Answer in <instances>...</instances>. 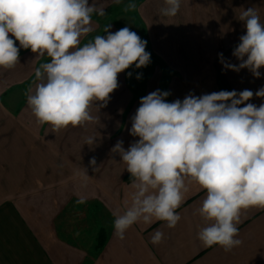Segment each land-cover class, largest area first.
I'll return each mask as SVG.
<instances>
[{"label": "crops", "instance_id": "crops-1", "mask_svg": "<svg viewBox=\"0 0 264 264\" xmlns=\"http://www.w3.org/2000/svg\"><path fill=\"white\" fill-rule=\"evenodd\" d=\"M92 2L105 6L106 12L117 5L115 0ZM164 6V0L137 1L136 18L151 63L118 74L119 87L110 93L107 105L98 113L91 108L99 120L53 132L38 123L26 99L15 121H0V264H264V210L242 213V243L230 252L218 245L204 247L197 239L198 231L207 226L199 213L206 192L195 181L188 182L187 199L176 210L182 218L175 228L163 221L147 228L137 223L122 240L114 234V213L123 211L132 178L111 149L122 140L127 150L139 139L129 129L141 97L160 89L170 91L166 99L171 102L189 92L255 93L264 86V75L222 70L218 59L223 53L232 64L239 63L232 50L246 28L237 18L254 7L264 22V0H183L175 17L160 15ZM94 25L97 30L99 22ZM108 31L117 30L112 24ZM139 70L142 78L136 79ZM129 71L131 77L125 74ZM260 71L264 73V67ZM36 83H31L30 94ZM245 103L258 107L264 98L254 95ZM90 135L99 136L97 142L83 145ZM93 157L95 166L89 165ZM83 168L87 181L79 175ZM80 199L85 203H78ZM82 207L83 221L69 216L71 208ZM156 230L165 234L159 245L151 243Z\"/></svg>", "mask_w": 264, "mask_h": 264}, {"label": "clouds", "instance_id": "clouds-1", "mask_svg": "<svg viewBox=\"0 0 264 264\" xmlns=\"http://www.w3.org/2000/svg\"><path fill=\"white\" fill-rule=\"evenodd\" d=\"M182 3L164 0L160 15L175 17ZM128 7L136 5L130 0ZM93 14L104 16L105 6L89 0H0V69L19 63V48L50 58L35 69L38 83L27 103L38 123L49 125L53 132L99 120L91 108L95 106L98 113L107 105L110 93L119 87L118 74L151 63L147 41L127 26L113 33L107 25L106 35L81 45L82 37L94 31ZM237 19L246 28L232 50L239 63L218 53L222 70L247 69L259 78L264 75L260 71L264 22L254 7L244 9ZM125 74L132 76L131 71ZM141 78L137 73L136 79ZM169 95L170 91L156 89L141 97L129 129L139 139L127 150L122 140L111 149L132 178L123 211L114 213V234L122 240L137 223L147 228L163 221L175 228L182 218L176 210L187 199L188 182L195 181L206 192L199 213L207 226L198 231L197 239L204 247L218 245L230 252L242 243L238 238L242 213L264 210V103L258 107L245 103L254 95L264 98V86L255 93L189 92L171 102L166 99ZM98 137H85L83 145L93 146ZM89 165H96L94 157ZM79 175L83 181L89 177L85 168ZM164 238L156 230L151 243L159 245Z\"/></svg>", "mask_w": 264, "mask_h": 264}, {"label": "rangeland", "instance_id": "rangeland-1", "mask_svg": "<svg viewBox=\"0 0 264 264\" xmlns=\"http://www.w3.org/2000/svg\"><path fill=\"white\" fill-rule=\"evenodd\" d=\"M137 1L138 0H131V2H134L135 5ZM129 2L130 0H121L120 3L111 7L112 9L108 8L112 11L110 10L106 12L105 10L106 14L104 16H97L96 14H93L92 25L94 27V31L82 37L81 45H83L84 42L88 43L93 41L96 35L104 36L105 27L112 24L116 30L127 26L131 31L136 32L142 39H144L141 23L139 19L136 18V7L129 8ZM101 20L104 21V28L101 25ZM94 22H99L97 30H95ZM15 42L19 47V42ZM19 52V63L14 68L0 69V121L11 120L13 122L16 120L19 110L23 104L26 103V99L31 93V83H33L36 79L35 69L50 60V58L46 55L44 57L37 56V54L31 52L30 49L19 48ZM155 61L156 60L154 59V62ZM138 72L140 73L141 70ZM24 76H28L29 78L25 80ZM70 210L71 212L69 213V216L74 218L76 221H83L81 214L83 217H86L84 207L81 209L71 208Z\"/></svg>", "mask_w": 264, "mask_h": 264}]
</instances>
